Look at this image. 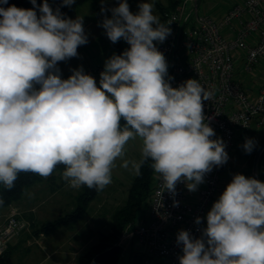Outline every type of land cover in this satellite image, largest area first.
<instances>
[{
    "label": "clouds",
    "instance_id": "1",
    "mask_svg": "<svg viewBox=\"0 0 264 264\" xmlns=\"http://www.w3.org/2000/svg\"><path fill=\"white\" fill-rule=\"evenodd\" d=\"M31 3L24 9L0 0V185L6 190L22 172L48 178L62 165L68 187L99 192L112 183L120 159L137 177L149 164L161 181L160 196L167 191L174 197L178 183L194 192L228 161L225 142L213 138L204 114L203 102L214 91L197 79L170 83L168 63L154 42L171 35V22H161L153 3H140L136 13L127 0L102 6L112 14L101 25L107 38L130 47L105 61L99 85L82 66L67 79L58 67L88 43L83 16L67 18L48 0ZM136 139L140 158L124 159L125 146ZM254 146L247 139L243 148L250 153ZM200 231L199 238L177 233L179 264H264V182L235 174Z\"/></svg>",
    "mask_w": 264,
    "mask_h": 264
},
{
    "label": "built area",
    "instance_id": "2",
    "mask_svg": "<svg viewBox=\"0 0 264 264\" xmlns=\"http://www.w3.org/2000/svg\"><path fill=\"white\" fill-rule=\"evenodd\" d=\"M160 20L171 22V35L163 43L154 42L168 63L171 85L178 87L188 79H197L214 91L213 98L203 102L204 114L215 131L213 138L225 142L229 156L224 165L206 174L196 191L178 183L174 197L167 191L160 196L161 181L154 173L147 212L123 232L125 238L133 239L142 264H179L183 253L176 242L177 233L187 230L200 237L206 215L222 190L223 170L240 145L241 136L264 127V84L253 95L240 80L238 67L239 60L246 70L264 61V0H244L220 15L202 11L198 0H180L175 8L164 10ZM129 47L127 44L126 49ZM240 50L245 51L243 57L237 54ZM104 65L90 63L84 71L99 85ZM197 217L202 219L200 225L195 223ZM25 226L16 215L0 225V257Z\"/></svg>",
    "mask_w": 264,
    "mask_h": 264
},
{
    "label": "rangeland",
    "instance_id": "3",
    "mask_svg": "<svg viewBox=\"0 0 264 264\" xmlns=\"http://www.w3.org/2000/svg\"><path fill=\"white\" fill-rule=\"evenodd\" d=\"M179 1L174 0V5L171 8H175ZM119 2L120 0H103L102 3L101 0L100 3L103 5L95 7L94 4L88 1L67 15V18L71 19H75L78 15L83 16V27L88 36V43L78 47L77 57L58 62L62 78L67 79L72 74L71 70L81 67V65L85 68L90 63L105 64V61L113 54L120 55L126 49V41L121 39L116 43H112L107 38L105 29L101 26L105 16L111 18L112 15L111 11L101 12L102 6L105 9H111L117 7ZM143 2L153 3L154 14L160 17L161 10L158 4L162 0H127L130 11L133 13L138 12V5ZM248 139H252L255 145L261 143L264 140V127L251 133ZM140 147L141 142L139 139L130 140L125 146L124 159L138 160L140 158ZM121 164L122 160L118 159L112 172V183L98 192L90 202L84 215L72 227H59L58 230L49 235H39L38 233V229L43 222L53 220L60 214L73 210L76 206V195L80 189L76 190L68 187L63 179L43 180L35 183L20 198L1 206L0 223L9 216L16 215L25 221L26 226L0 257V264H35L40 254V250L37 247L35 248V244L40 243H47L48 245L62 243L63 245L59 252H52L51 249H48L43 258H40V263L37 264L74 263L72 256H78L79 258L81 254L86 253L89 249L91 250L103 236H107L112 231L113 215L125 203L129 188L135 178V175L121 167ZM248 169L249 158L244 154L242 148L236 150L223 170L224 182L219 196L235 174H244ZM55 184L57 186L62 185V187L56 189ZM147 208L148 201L140 210L138 219L143 217L147 212ZM134 225L135 223L132 226ZM204 227H206V223ZM119 242L123 248V253L118 264H142L139 259H134L130 255L132 241L129 237L125 238L122 233ZM65 243L68 244V247ZM19 244L23 245L22 248H19ZM64 247L69 249H64ZM50 252L51 254L48 255ZM68 253L70 255H67Z\"/></svg>",
    "mask_w": 264,
    "mask_h": 264
},
{
    "label": "trees",
    "instance_id": "4",
    "mask_svg": "<svg viewBox=\"0 0 264 264\" xmlns=\"http://www.w3.org/2000/svg\"><path fill=\"white\" fill-rule=\"evenodd\" d=\"M86 1H92L95 3L98 0H75V2L70 7L64 6L63 0H48V3L54 10L59 7L61 13L64 14V16H67L79 5L83 4ZM43 2L44 0H36L37 5H42ZM11 5H15L18 8L24 9L33 8L31 0H8V4L5 5V7ZM162 9L163 8H161V10ZM36 11L39 15L38 8L36 9ZM121 123L123 124L124 122L122 121ZM257 131H259V129L254 128V130H250L244 133V135L241 136V143L237 148V150L242 148L244 154L249 158V169L243 174L246 177L254 178V157L257 149L264 140L261 143L255 145L250 153L244 150L243 144L246 142L251 133ZM57 171L61 173L63 171V166L58 165L54 173L48 178H42L39 175L30 172H22L19 174V177L16 181V186L10 191L6 190L2 185H0V199L3 200V203L0 204V207L5 206L13 200L20 198L24 194V192L35 183L41 182L43 180L54 181L55 173ZM258 176L259 180L261 182H264V152L262 153L260 158ZM153 178L154 172L149 164L146 163L141 168V175L138 177L135 176L132 185L129 188L128 197L125 203L115 211L112 221V231L110 232V234H108L107 236H103L102 239L95 246H93L91 250L89 249L86 253L81 254L77 264H118V261L122 254V247L119 242L120 237L126 227L129 224H133L139 211L144 206L145 202L148 201L152 190ZM97 194L98 192L96 190L89 189L86 186H82L80 188V191L76 195V206L74 207V209L64 214H60L53 220H47L43 222L38 229V233L49 234L50 232L62 226L72 227L76 223V221L84 215L90 202L96 197ZM140 258L142 259V257Z\"/></svg>",
    "mask_w": 264,
    "mask_h": 264
},
{
    "label": "crops",
    "instance_id": "5",
    "mask_svg": "<svg viewBox=\"0 0 264 264\" xmlns=\"http://www.w3.org/2000/svg\"><path fill=\"white\" fill-rule=\"evenodd\" d=\"M243 1L244 0H198V3H199V7H200V9L202 11H205V12L210 13L212 15H220L223 11L228 9L233 4L242 3ZM86 2H88V1H86ZM89 2H91V4H94L95 7L103 5L102 3H100L101 0H98L95 3L92 2V1H89ZM173 2H174V0H162V2L158 4L159 7L163 8L162 10L160 8V10H161L160 19L162 18V12L164 10L171 9V7L173 5ZM228 33H230V30L228 31ZM237 54H238V56L243 57L245 55V51L244 50H240V51H238ZM81 66L83 67V69H85L83 65H81ZM238 67H239V78H240V80L247 87H249L250 90L252 91L253 95H255L256 92L258 91V89L261 87V85L264 84V61H262L261 63L256 65L251 70H246L244 65H243V62L241 60H239V66ZM63 79H66V78L64 77ZM55 179L56 180H58V179L62 180L61 173L59 171H57L55 173ZM61 187H62V185L57 186L55 184V188L56 189H59ZM138 218L139 217L137 215L136 220L133 222V224L134 223H138L143 217H141L140 219H138ZM4 221L2 223H0V225H2L4 223ZM133 224H130V225H133ZM56 230H58V228ZM56 230H54V231H56ZM54 231H52V232H54ZM52 232H50V233H52ZM49 234L39 233V235H49ZM130 240L132 241L131 242V245H132L131 250H132V252L130 253L131 257H133L134 259H139L142 262V259L140 258L141 255H140V253L137 252V250L135 248V243L133 242V239L130 238ZM62 245H63L62 243H57V244H52V245H48L47 243L35 244V248L37 247L40 250V254H39L38 259H37L38 262L36 261L35 264L40 263V258H43L45 252L48 251V249H51L52 252H56V251L59 252L61 250V246ZM65 245H66V243H65ZM18 246H19V248H22L23 245L19 244ZM66 247H68V244L66 245ZM64 249L68 250L69 248H65L64 247ZM122 253H123V248H122ZM50 254H51V252L48 255H50ZM67 255H70V254L68 253ZM46 257H47V255L45 256V258ZM72 258L74 260V263L70 262V264H77L78 263V259H79L78 256H76V257L72 256ZM118 263H119V261H118Z\"/></svg>",
    "mask_w": 264,
    "mask_h": 264
},
{
    "label": "water",
    "instance_id": "6",
    "mask_svg": "<svg viewBox=\"0 0 264 264\" xmlns=\"http://www.w3.org/2000/svg\"><path fill=\"white\" fill-rule=\"evenodd\" d=\"M263 152H264V141L257 149L255 157H254V161H253V177L258 180H259L258 167H259L260 158Z\"/></svg>",
    "mask_w": 264,
    "mask_h": 264
}]
</instances>
